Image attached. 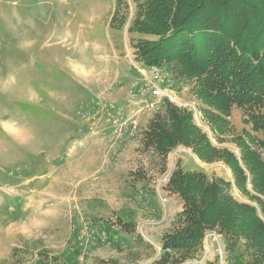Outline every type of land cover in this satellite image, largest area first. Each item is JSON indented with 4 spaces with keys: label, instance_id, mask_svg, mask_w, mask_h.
Instances as JSON below:
<instances>
[{
    "label": "rangeland",
    "instance_id": "obj_1",
    "mask_svg": "<svg viewBox=\"0 0 264 264\" xmlns=\"http://www.w3.org/2000/svg\"><path fill=\"white\" fill-rule=\"evenodd\" d=\"M118 1L101 2L99 24L104 27L110 22L107 30L112 48L107 52L119 64L106 62L95 73L94 45L84 44V40L103 36L95 34V0H0V122L16 121L12 110L4 113L10 107L24 113L21 101L30 99L27 84L37 101L57 111L63 109V105L47 103L48 93L55 94V79L75 75L84 86L75 117L83 128V139L89 141L85 152L64 173L62 192H50L65 200H56L49 215L40 213L32 220L27 213L30 220L0 231V238H6L4 248L0 246V264H42L44 257L55 258L59 264H237L241 258L238 246L222 236L218 243L203 239L196 250L169 253L168 260H161V240L178 227L184 210L180 196L169 188L176 171L202 173L209 182L223 180L230 184L228 192L235 200L254 206L263 221L264 215L257 202L235 188L232 173L222 161L203 162L184 146L166 157L148 147L145 134L153 119L166 116L167 103L179 112L188 111L167 101L156 111L132 107L127 101L128 91L143 83L135 69L141 62L127 34L135 5L132 0ZM80 10L91 18H81ZM167 70L179 103L196 108L198 120L192 116L193 124L217 149L240 158L237 141H247L245 132L255 136L244 111L234 107L224 116L226 123L219 122L203 113L191 84L179 77V65H167ZM73 90L68 89L72 94ZM119 107L127 112L124 116L130 108L136 111L135 136L116 137L113 133L112 120ZM19 120V125L28 121ZM1 128L0 140L8 149L0 152V165L12 176L26 170L21 156L27 150L10 151L11 141ZM39 137L38 142L42 135ZM256 149L264 157V149ZM14 154L20 156L12 167L4 159Z\"/></svg>",
    "mask_w": 264,
    "mask_h": 264
},
{
    "label": "trees",
    "instance_id": "obj_2",
    "mask_svg": "<svg viewBox=\"0 0 264 264\" xmlns=\"http://www.w3.org/2000/svg\"><path fill=\"white\" fill-rule=\"evenodd\" d=\"M132 1L135 14L127 34L141 64L164 66L168 73L167 65L177 63L179 77L191 84L203 113L225 124L224 116L239 108L255 134L245 132L247 141H237V158L213 146L190 112L167 103L166 116L150 123L146 144L163 157L184 146L203 162L222 161L235 188L257 202L264 215V157L256 149H264V0ZM229 187L220 179L209 182L202 173L173 174L169 188L180 196L184 210L178 227L161 240V260L196 250L206 231L216 229L238 246L237 264H264V221L254 206L235 200ZM41 263L59 264L48 257Z\"/></svg>",
    "mask_w": 264,
    "mask_h": 264
},
{
    "label": "crops",
    "instance_id": "obj_3",
    "mask_svg": "<svg viewBox=\"0 0 264 264\" xmlns=\"http://www.w3.org/2000/svg\"><path fill=\"white\" fill-rule=\"evenodd\" d=\"M108 1V0H107ZM103 0H95V34L103 33L95 40L89 38L85 41V47H92L95 50V73L101 64L109 63L117 66L119 62L116 57H109L108 49H111V38L108 34V26L99 24L100 14L104 6ZM81 18H91L90 13L79 11ZM112 18V15L110 16ZM105 53V54H104ZM111 53H114L113 51ZM104 54V55H103ZM109 70V68H108ZM91 72V71H90ZM97 76V75H96ZM54 93H48V104L63 105V109L55 110L47 104L38 103L33 95V88L27 84L30 93L29 100L21 101L26 109L24 113L18 112L17 107H10L4 113L11 110V115L16 116V121L4 120L0 122L1 133L10 139V151L15 152L26 148L25 155H22V163L26 162L25 171H15L16 174L9 176L2 169L0 174V231L18 226L27 220L26 214L35 220L40 213L49 215L55 207L56 200H62L52 195L51 191L62 192L65 182L64 173L83 154L89 141L83 139V128L77 122V107L81 100L83 90L82 81L75 75H70L68 80L55 79ZM33 87V86H32ZM26 88V89H27ZM79 91L77 95L70 93ZM42 93V92H41ZM43 95V93H42ZM34 110H38L35 112ZM31 111V112H29ZM33 111V112H32ZM40 113L41 115H38ZM19 118L28 120L25 125H19ZM8 135V137H7ZM42 135V140H40ZM37 145L36 149H33ZM7 144L0 140V152H6ZM82 153V154H81ZM92 153V152H91ZM17 156L5 155L4 161L12 167L17 163ZM25 160V161H24ZM53 200V201H52ZM63 202H61L62 204ZM6 238H0V246L4 248Z\"/></svg>",
    "mask_w": 264,
    "mask_h": 264
},
{
    "label": "built area",
    "instance_id": "obj_4",
    "mask_svg": "<svg viewBox=\"0 0 264 264\" xmlns=\"http://www.w3.org/2000/svg\"><path fill=\"white\" fill-rule=\"evenodd\" d=\"M143 85L140 88H132L128 91L126 96L127 101L133 107L135 105L140 106V109L145 108L147 110L156 111L164 105V102H170L176 104L180 109L190 112L196 120L197 111L194 105H187L179 103L177 93L171 88L168 83V73L164 66H151L146 67L143 64L135 66ZM123 108L119 107L115 110L116 116L112 120V126L115 127L114 134L116 137H122L127 134L129 137L136 135L137 123L134 119L136 111L130 108L126 116L123 113ZM140 112V110H139ZM221 235L214 230L208 231L204 239L217 242Z\"/></svg>",
    "mask_w": 264,
    "mask_h": 264
}]
</instances>
